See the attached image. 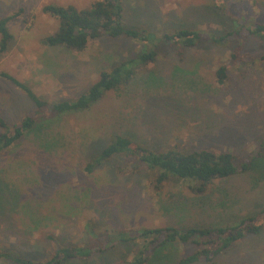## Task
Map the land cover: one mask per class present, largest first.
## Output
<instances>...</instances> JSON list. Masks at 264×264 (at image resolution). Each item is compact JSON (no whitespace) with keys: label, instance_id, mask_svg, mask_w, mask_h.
<instances>
[{"label":"rangeland","instance_id":"obj_1","mask_svg":"<svg viewBox=\"0 0 264 264\" xmlns=\"http://www.w3.org/2000/svg\"><path fill=\"white\" fill-rule=\"evenodd\" d=\"M93 1L0 0V17L19 12L7 24L13 39L0 53V71L26 83L47 102L74 100L84 93L100 70L140 47L138 40L107 36L91 40L80 52L41 43L57 26L42 11L44 5L82 9ZM121 1L124 23L152 31L157 38L180 26L202 30L205 36L223 35L237 28V17L264 22V0ZM215 3L223 11L211 6ZM244 35V46L237 40L218 44L203 39L184 49L181 60L163 44L160 58L168 68L155 70L161 81L145 84L149 75L138 72L135 81L119 92H107L86 111L53 117L45 137L31 132L0 155V251L34 262L49 258L58 244L105 246L114 241L100 255L63 264H122L132 259L140 243L117 240L120 231L223 224L258 213L263 216L258 234L239 240L212 261L193 264H264L263 158L246 172L215 181L199 198L201 205L184 183L168 181L155 191L147 182L152 173L116 170L123 156L90 172L84 168L98 144L104 147L117 134L156 151L177 143L182 151L229 150L239 160L252 155L264 141V40ZM221 65L227 77L218 85L215 72ZM34 109L24 92L0 78V118L7 126ZM193 250L174 243L162 250L161 264ZM0 264L17 263L0 257Z\"/></svg>","mask_w":264,"mask_h":264},{"label":"trees","instance_id":"obj_2","mask_svg":"<svg viewBox=\"0 0 264 264\" xmlns=\"http://www.w3.org/2000/svg\"><path fill=\"white\" fill-rule=\"evenodd\" d=\"M211 6L223 11L216 3ZM42 11L57 20L56 28L41 39V43L48 47H62L80 52L91 40L101 36L138 40L140 47L132 51L125 59H118L112 62L109 68L100 70L97 79L74 100L47 102L26 83L5 71H0V78L9 81L24 92L35 105L33 111L10 126H7L4 119L0 118V155L7 153L12 146L18 144L31 132H35L36 136L42 132V138L45 137L53 117L86 111L100 101L107 92H119L124 86L135 81L138 72H145L149 75L144 81L145 84L155 85L156 82L161 81L155 76V70L164 71L168 68L165 65L167 63L160 58L163 56L160 53L163 44L170 45L179 57L178 59L181 60L184 49L192 48L207 38L218 44L237 40L239 46H244L245 43V40L240 42L243 33L264 40V22L248 23L241 17L236 19L237 28L223 35L205 36L202 30L180 26L172 31L164 32L157 38L156 33L152 31L127 26L124 23L121 0H95L82 9L70 4L63 6L49 3L42 7ZM18 15L19 12H16L0 17V53L8 49L13 39L7 24L16 19ZM234 56L232 52L230 58L233 59ZM184 71L176 68L175 72L183 74ZM215 74L217 84L223 85L227 77L226 67L219 66ZM40 145L46 149L50 147L48 143H40ZM98 146L97 150H94L96 153L94 158L84 166L88 172L92 171L96 165L123 156L122 160H125L123 165L113 161L117 164L116 170L124 168L129 175L140 174L142 171L152 173V178L147 182L155 191H159L168 181L184 183L198 197L194 199L195 204L200 205L203 203L199 198L206 195L215 181L225 180L238 173L246 172L253 161L260 157L264 159V141L256 146L252 155L246 156L243 160H239L237 155L229 150L213 151L200 148L182 151L177 143L156 151L122 134L114 135L104 147L100 148L99 144ZM12 181L14 184L15 181ZM262 223L263 216L257 213L223 224L184 227L168 224L159 227H143L133 231H120L116 239L122 242L138 241L140 243L132 259L122 264H154L156 261L161 264L165 256L161 255L162 250L174 243L193 246L194 250L164 264H193L212 261L239 240L258 234ZM113 242L108 241L105 246L58 244L49 258L34 262L32 258L3 251H0V257L17 264H63L79 259L88 260L94 255H100L105 252L107 246H112ZM149 257H151L150 260H148Z\"/></svg>","mask_w":264,"mask_h":264}]
</instances>
